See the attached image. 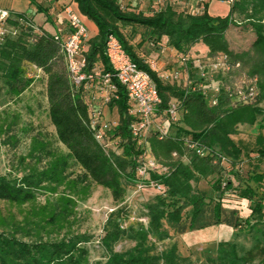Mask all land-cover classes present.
Returning <instances> with one entry per match:
<instances>
[{
  "label": "trees",
  "instance_id": "trees-1",
  "mask_svg": "<svg viewBox=\"0 0 264 264\" xmlns=\"http://www.w3.org/2000/svg\"><path fill=\"white\" fill-rule=\"evenodd\" d=\"M35 3L36 0H30ZM76 2L78 11L97 25L98 32L88 41V48L83 51L87 67L91 68L97 62H102L106 69H111L103 52L108 34L119 38L125 51L132 61L144 69L156 82L161 98L157 116L167 108L171 100H176L181 106L178 123L170 124L169 136L163 140L150 135L149 149L155 160L167 165L166 175L151 174L152 179L165 188V194H157L145 205L148 224L146 227L125 228L120 225V218L111 213L106 220V228L101 236V245L107 252L101 264H181L185 258L178 254V249L172 245L168 251L156 254L152 252L149 238L167 239L169 229L182 234L185 230H196L210 225L227 224L231 227L240 226L232 218L234 211L225 216V210L220 201L213 203L210 218L206 216V197L203 191L192 186V182L211 177L210 186L213 190L223 192L230 188L228 175L232 164L236 162L240 148L232 140L239 123L254 124L260 116V127L264 126V108L257 103L264 99V0H234L229 13L224 17H213L207 12L205 2L199 9L172 7L166 5L149 12L125 10L117 0H70ZM70 2L63 3L69 4ZM71 4V3H70ZM190 6V5H189ZM63 8V7H62ZM188 9V10H187ZM244 24V28L252 31L255 37L249 48L234 52L230 48L226 31L231 25ZM120 25H136L142 28L141 36L153 44L167 38L168 45L182 55H210L219 52L227 53L241 64V70L250 77L257 79L259 95L248 105L232 107L229 100L220 95L216 105H209L207 98L199 91H185L179 84L161 81L155 71L146 64L135 51H132L123 36ZM8 32L0 37V78L6 93L18 96L31 83L25 75L24 67H34L41 70L45 76V97L49 119L55 127L57 139L66 147L63 155L46 151L45 142L33 139L30 152H39L46 158V163L40 168H28L20 177H7L0 174V200L24 205L36 199V192L56 193L60 186L67 187L66 181L68 159L73 158L84 173L75 178L78 181L89 180L97 182L110 190L115 200L123 197L120 178L137 184L135 168L142 154L140 146L129 137L127 125L129 117L126 113L127 95L119 88L120 126L113 130L126 138L122 153L105 152L94 138V127L88 123L89 114L85 103L73 87L65 65L64 55L59 43L54 40L55 32H48L22 14L16 17L10 15L5 19ZM14 32V33H13ZM201 45L205 52H191V47ZM110 106L112 103H109ZM164 119V118H161ZM184 136L197 141L211 152L199 156L195 152L183 148ZM37 152V153H38ZM177 152L178 157L173 156ZM220 153L230 161V167L216 160L213 153ZM262 156L263 153L260 152ZM232 158V159H231ZM263 175L254 174L250 179L261 180ZM76 180L72 183L76 184ZM85 187L83 194H87ZM255 189L245 187L239 196L253 202L250 216L244 223L252 227L254 222L263 225L264 205L260 200L253 199ZM53 202L48 201L41 206L38 220L22 221L11 218L6 223L0 218L5 228L0 231V264H89L87 248L83 245L88 240L85 234L62 235L54 240L43 238L41 230L51 226L58 231L64 228V222L73 213L74 197L61 193ZM191 208L188 222L182 219V212ZM232 215V217L230 216ZM257 217V219L255 218ZM253 218V220H252ZM255 218V219H254ZM25 223L32 224L27 229ZM166 224V226L164 225ZM24 240L26 236H32ZM127 236L134 245L125 252L113 250V244ZM208 264H264V245L256 242L252 248L240 252L234 243L221 241L217 245L216 256L206 258Z\"/></svg>",
  "mask_w": 264,
  "mask_h": 264
},
{
  "label": "rangeland",
  "instance_id": "rangeland-1",
  "mask_svg": "<svg viewBox=\"0 0 264 264\" xmlns=\"http://www.w3.org/2000/svg\"><path fill=\"white\" fill-rule=\"evenodd\" d=\"M188 7H190L188 9H191V6ZM123 9L150 11L145 10L143 7H134L133 4L128 7L123 6ZM243 26L244 24L231 25L226 31L230 48L234 52L249 48L255 37L252 31L245 29ZM120 30L128 43L133 42L135 44L138 41L137 48L143 49L149 40L147 38L143 39L141 36L142 28L139 26L120 25ZM149 48H151L150 45ZM24 69L25 75L31 79V84L18 96L8 95L0 78V174L7 177H20L28 168L44 166L46 158L43 155H46L45 153L48 151L63 155L68 152L66 147L57 139L55 127L49 119L44 74L33 66L24 67ZM257 104L263 109L264 99ZM256 118L257 121L254 125L246 123L247 125H243L239 131H236L238 138L241 139L237 147L241 148L242 153L239 152L228 175H223L224 178H228L231 187L223 188L222 193L213 190L210 186V176L192 182L193 187L205 194L206 216L208 218L212 215L213 203L220 201L225 210L224 215L228 216L231 211H234L233 217L230 216L236 219L240 226L231 227L224 223L196 230H185L182 234L169 229L170 236L167 239L158 240L155 236H150L148 244L153 254L166 252L172 245H175L178 254L185 258L181 264H208L206 258L216 256L217 245L221 241L234 243L240 252L252 248L256 242L264 245L263 225L254 222L253 226L249 227L244 223L246 217L250 216L254 203L239 196L241 190L249 187L256 191L253 199L261 202L264 199L259 189L260 185L250 179L255 171L253 164L257 162L256 159L261 157L257 150L259 145L255 142L257 133L264 138V126L258 127L261 118L260 116ZM34 138L45 142L46 151L42 152L43 155L38 151V153L30 152ZM67 167V187L60 186L53 194L38 190L35 195L36 199L24 205H16L0 200V218L4 219L6 223L10 222L12 217L17 221H22L25 217L37 221L41 215L39 211L41 206L48 201H55L57 195L61 193H68L74 197L75 203L72 215L67 222L63 223L64 228L58 231L48 226L47 229L41 230L40 234L43 238L54 240V238H60L62 235H68V233H83L88 238L83 245L89 252V264H101L104 262L107 252L100 241L106 228V220L110 214L114 213L120 218V225L123 229L146 227L148 217L145 205L151 202L159 193L149 185H145L144 188H137L135 184L129 183L121 177L123 197L120 200H115L110 190L99 183L91 182L88 179L76 180L75 178L84 173V169L73 158L68 159ZM73 180L77 181L75 185L72 183ZM86 186L88 187L87 194L84 195L83 191H85ZM190 211L191 208H186L182 212L183 220L189 221ZM255 218L257 219V217ZM164 225L166 226L165 223ZM25 226L27 229L33 228L30 223H25ZM5 227V224L1 223L0 220V231ZM31 235L26 236L24 240L35 237L33 231H31ZM133 245L134 242L125 235L115 242L112 247L114 251L125 252Z\"/></svg>",
  "mask_w": 264,
  "mask_h": 264
},
{
  "label": "built area",
  "instance_id": "built-area-1",
  "mask_svg": "<svg viewBox=\"0 0 264 264\" xmlns=\"http://www.w3.org/2000/svg\"><path fill=\"white\" fill-rule=\"evenodd\" d=\"M221 1L231 6L234 0ZM62 11L65 14V26L59 27L53 38L60 45L73 87L79 91L88 110V123L94 127V138L105 152L122 153L126 138L119 132H113L120 126L116 101L119 100L118 91L122 87L127 95V133L143 150L135 168V177L138 179L135 186L144 188L149 185L164 195V186L150 177L153 173L166 175L169 169L167 165L155 160L149 149L148 138L153 135L163 140L169 136V125L178 123L180 117L179 102L171 100L167 108L157 116L161 98L156 82L132 61L119 38L113 34L107 35L103 50L111 69H106L102 62L95 63L91 68L87 67L83 51L88 41V29L72 4H65ZM8 16L7 10H0V37L8 32L5 27ZM174 64L162 70L151 68L161 81L179 84L186 92H201L209 105H216L220 95H224L232 107L248 105L259 95L257 79L240 71V62L227 53L219 52L214 56L182 55ZM109 103H112L111 106ZM182 141L186 151L195 152L199 156L211 152L190 137L184 136ZM212 155H215L214 162L219 160L225 164L226 169L230 167L226 156L217 152ZM173 156L177 158V152H173Z\"/></svg>",
  "mask_w": 264,
  "mask_h": 264
},
{
  "label": "crops",
  "instance_id": "crops-1",
  "mask_svg": "<svg viewBox=\"0 0 264 264\" xmlns=\"http://www.w3.org/2000/svg\"><path fill=\"white\" fill-rule=\"evenodd\" d=\"M121 7L130 6L133 4L134 7L139 6L140 8H145V10H153L155 8H161L166 5H170L172 7H179V9H183L184 7H188L189 5L192 8L199 9V6L204 2L207 6V12L210 16L213 17H224L229 13L230 6L221 0H117ZM70 2L73 7H75L78 11L77 3L71 2L70 0H36L35 3H31L30 0H0V10H7L11 17H16L18 14H22L26 16L35 26L41 27L45 31L50 33L55 32L59 27L65 26V14L62 11L63 3ZM129 9V8H128ZM80 13V11H79ZM81 15L82 21L84 25H87L88 29V41L91 37L95 36L98 32L97 25L91 19H88L86 16ZM88 41L85 45L84 51L88 48ZM142 41V39H140ZM132 51L142 58V60L150 65L151 67L162 70L167 69L174 66L176 60L179 57V53L172 46L168 45L167 38L163 37L161 42L158 44H152L150 40L146 42V46L143 49L137 48L138 41L133 44V42L128 43ZM149 45L151 48H149ZM191 52L196 50L204 52L207 49L201 45H195L190 48ZM261 121V120H260ZM256 123V122H255ZM259 122V126L260 127ZM246 123H239L237 125L236 131L240 129ZM247 125V124H246ZM254 125V124H250ZM253 127V126H252ZM255 128V126H254ZM238 133L235 132L234 135L231 136L234 143L238 146L240 140L237 136ZM256 144L259 145L258 153H263V155L256 159L257 162H254V174L263 175L261 180H254L253 182L259 184L261 195L264 197V138L261 134L257 133V137L255 140ZM241 149V148H240ZM242 153V152H241ZM258 156V155H257ZM264 205V199L261 202Z\"/></svg>",
  "mask_w": 264,
  "mask_h": 264
}]
</instances>
